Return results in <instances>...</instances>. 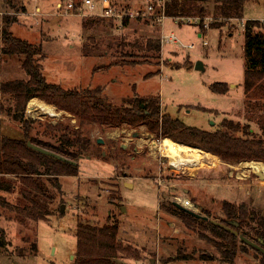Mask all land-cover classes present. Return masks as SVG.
Here are the masks:
<instances>
[{"label": "rangeland", "instance_id": "obj_1", "mask_svg": "<svg viewBox=\"0 0 264 264\" xmlns=\"http://www.w3.org/2000/svg\"><path fill=\"white\" fill-rule=\"evenodd\" d=\"M65 1L0 0V83L27 78L19 56L1 54L3 17L9 16L15 19L9 31L40 48L35 56L49 82L68 89L101 87L105 99L116 105L136 95L158 98L162 114L186 125L214 130L227 118L249 125V134L243 136L260 135L256 118L264 117V95L251 97L243 90V30L246 19H258L264 26V0L246 2L240 19L222 16L209 2L204 15L193 8L183 15L190 20L167 17L162 23L157 22L158 10L165 0H110L116 9L145 10L153 4L144 16L122 18L101 15V0H92L94 10L83 0H72V9ZM58 2L63 6L57 7ZM200 22L204 30L199 29ZM170 31L191 47L162 45L161 35ZM149 40L158 41L159 51L146 49ZM198 60L202 69L195 68ZM215 81L227 83L228 91L213 92L209 85ZM33 97L52 105L58 114L30 110L29 98L23 118L32 120L31 136L59 144V132L52 127L62 125L87 136L91 144L77 161V174L58 177L61 191L53 193L52 213L45 219L22 224L0 205V264H73L79 220L97 225L116 220L117 241L131 247L133 256L113 259L125 264H259V255L248 246L232 263L222 262L212 240L187 228L172 205L174 196L187 194L198 204L197 212L208 210L213 219L225 218L222 200L244 203L264 216V178L242 162L248 159L223 161L191 144L200 150L195 166L183 162L178 168L175 156L153 149L152 142L161 138L185 142L159 129L144 122L81 123L79 116ZM14 106L13 96L0 92V137L22 135V122L12 117ZM185 187H190L188 192ZM1 194L15 202L16 192ZM244 229L251 232L249 226ZM203 233L217 239L209 231Z\"/></svg>", "mask_w": 264, "mask_h": 264}, {"label": "trees", "instance_id": "obj_2", "mask_svg": "<svg viewBox=\"0 0 264 264\" xmlns=\"http://www.w3.org/2000/svg\"><path fill=\"white\" fill-rule=\"evenodd\" d=\"M248 1L250 0H165L164 11L167 16H183L191 13L194 8L198 14L204 15L206 4L213 2L222 16L240 19L243 7ZM197 3L201 4L197 5ZM193 4L196 6L193 7ZM13 22H15L14 18L3 17L1 54L5 57L19 56L21 67L27 78H14L0 83V92L13 96L15 111L12 117L20 120L23 127L22 135L19 137L7 135L0 137V205L22 224H27L29 220L45 219L52 213L50 206L54 199L53 193L56 189L61 191L58 177L77 174V161L91 144L87 136L81 135L80 132L68 126L62 127V125L52 127L53 130L59 132V144L53 145L31 136L28 132V124L32 120L23 118V110L26 101L33 96L79 116L81 123L119 126L123 122L130 125L144 122L150 129H159L161 134L190 143L187 145H199L200 147H195L201 149L208 157L212 154L223 161L230 162L246 159L264 160V117L256 118L261 130L260 135L245 137L242 133L249 134V125L241 126L238 122L227 118H223L220 126L214 130L186 125L176 117L162 114L158 98L136 95L127 98L126 104L116 105L105 99L101 94V87L64 88L60 84L46 80L35 56L40 48L26 39L14 36L9 31V26ZM263 27L258 19H246L244 24L243 54L246 67L243 72L242 85L244 92L251 97L264 95V31L261 29ZM199 29L204 30L201 22ZM146 49L159 51L160 45L158 41L149 40ZM183 64L191 65L188 61ZM209 87L213 92L221 94L228 91L227 83L222 81L212 82ZM28 140L60 153L75 163L37 151L27 144ZM72 147L76 149H71ZM6 174H15L16 178H8ZM2 192H16L15 202L5 200ZM221 207L225 218L219 221L264 247V216L262 214H259L255 208L247 207L244 203H234L228 200H222ZM173 208V212L179 215L187 228L196 231L199 236L209 241L212 240L220 253L222 262L232 263L237 252L246 250L248 246L259 255V264H264L263 252L243 241L239 234H234L211 222L208 210H203V213L208 216V219H203L174 205ZM228 220L238 223L233 225ZM252 222L255 224L251 225ZM244 226H249L251 232L244 229ZM118 228L119 224L116 220L110 223L105 222L102 225L79 220L76 224L73 264H125L113 259L133 256L131 247L123 246L117 241ZM203 231H209L217 239L206 235ZM213 257V255L200 256L206 259Z\"/></svg>", "mask_w": 264, "mask_h": 264}, {"label": "built area", "instance_id": "obj_3", "mask_svg": "<svg viewBox=\"0 0 264 264\" xmlns=\"http://www.w3.org/2000/svg\"><path fill=\"white\" fill-rule=\"evenodd\" d=\"M85 4V6H87L89 9L91 10H94L95 9V5L93 4L92 0H83V2ZM65 4H66V7L67 8H73L74 7V3L72 0H66L65 1ZM164 1L161 3V7L160 9L158 10L160 12V15L158 16L157 18V22H160L162 23L163 22V19L167 18V17H170L171 19L177 21L179 18L181 19H184V18H187L185 16H167L165 14V11H164ZM63 4L62 2H58L57 3V7H62ZM153 4L152 3H148L147 6H146V9L143 10V9H116V7L112 6L111 4V1L110 0H101V12L100 14L101 15H104V16H109V17H120L122 18L123 16H137V15H140V16H144L146 15V13L148 12H151L153 10ZM190 20V18H187ZM196 21V19H194ZM207 26V24H204ZM162 37V45L164 42L166 43H173V44H177L181 47H188L190 48L191 47V44L190 43H184L182 42L179 38H177L176 34L173 32V31H170L169 33H163L161 35ZM205 43V41H204ZM173 200L174 201H177L179 202L180 204H182L183 206H186V207H189V208H193V209H196L195 205L190 201L189 198L187 197H184V196H174L173 197ZM129 264H133L132 262H130ZM143 264H150L149 262H145Z\"/></svg>", "mask_w": 264, "mask_h": 264}, {"label": "bare ground", "instance_id": "obj_4", "mask_svg": "<svg viewBox=\"0 0 264 264\" xmlns=\"http://www.w3.org/2000/svg\"><path fill=\"white\" fill-rule=\"evenodd\" d=\"M28 107L30 110L42 111L43 113H46L52 116H55L58 114V112L55 110V108L52 105L40 99H37L36 97H32L29 99ZM160 141H161L160 143L155 142V141L152 142L153 149L154 148L160 149L161 151L165 152L167 155L176 154L179 157H181L182 163L188 162L186 165L193 166V167L195 166L196 161L200 155L199 149L193 146L187 145V144H182L180 142L169 141L165 138L164 139L161 138ZM242 162L249 165V167L253 168V170L260 171L261 173L264 174V162L255 161V160H247V161H242Z\"/></svg>", "mask_w": 264, "mask_h": 264}, {"label": "water", "instance_id": "obj_5", "mask_svg": "<svg viewBox=\"0 0 264 264\" xmlns=\"http://www.w3.org/2000/svg\"><path fill=\"white\" fill-rule=\"evenodd\" d=\"M195 68L196 69H199V68L202 69L203 68V64H202V62L200 60L196 61ZM100 140L101 139H97V141H100ZM27 144L30 147H32L33 149H36L37 151H40V152H42L44 154L53 156V157L58 158V159L63 160V161H68V162H71V163H75V161H73L71 159H68L67 157L63 156L62 154L57 153V152H55L53 150H50V149H48L46 147H42L40 145H37L35 143H32L29 140L27 141ZM257 173H258V175L260 177H263L264 178V174L263 173H261L260 171H258ZM172 203L177 208H179L181 210H184V211H186V212H188V213H190V214H192V215H194L196 217H200V218H203V219H208V216L207 215L202 214V213H199L195 209H192V208L183 206L182 204H180L179 202L174 201V200L172 201ZM62 209H63V205H61V210ZM210 220H211V222H213V223H215V224H217V225H219V226H221V227H223L225 229H228V230L232 231L234 234H239V237L243 241H245L249 245H252L253 247H256L257 249H259L261 252L264 253V247L262 245L258 244L256 241L248 238L247 236L243 235L242 233H238L237 230L233 229L231 226H229V225H227V224H225V223H223V222H221V221H219L217 219L211 218ZM228 222L231 223V224H233V225H237V223H238L237 221H232V220H228Z\"/></svg>", "mask_w": 264, "mask_h": 264}, {"label": "crops", "instance_id": "obj_6", "mask_svg": "<svg viewBox=\"0 0 264 264\" xmlns=\"http://www.w3.org/2000/svg\"><path fill=\"white\" fill-rule=\"evenodd\" d=\"M160 142H161V141L159 140L158 143H160ZM170 155H171V156H175L174 158L177 160V163H179V166L177 165V167H178V168H179V167L181 168L182 165H183V164H182V159H181V157H179V156L176 155V154H170ZM132 184H133V182H132ZM189 188H190V187H185V188H184V191H185V192H188V191H189ZM185 197L188 198L189 196H188L187 194H185ZM189 199H190V201H191L192 203H194V205L197 204V203L193 202V200H192L191 198H189ZM197 205H198V204H197ZM151 261L153 262L154 260L151 259Z\"/></svg>", "mask_w": 264, "mask_h": 264}]
</instances>
